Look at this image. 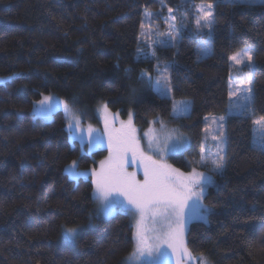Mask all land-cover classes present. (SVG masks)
<instances>
[{"label": "trees", "instance_id": "trees-1", "mask_svg": "<svg viewBox=\"0 0 264 264\" xmlns=\"http://www.w3.org/2000/svg\"><path fill=\"white\" fill-rule=\"evenodd\" d=\"M201 2L214 6L206 55L190 21ZM165 7L178 25L175 45L160 37ZM124 38H136L129 62L115 58ZM245 46L254 57L252 110L226 116L224 168L203 196L206 220H191L186 232L190 253L212 264H264V147L252 135L264 116V0H0V264H122L133 247L129 212L90 221V176L65 172L73 160L91 167L106 149L80 151L63 111L33 117L34 100L55 93L83 122L100 124L102 101L122 118L132 110L140 129L155 118L176 126L190 143L169 160L186 169L208 134L211 68ZM143 72L173 98H188L189 113L173 115V98L156 93ZM75 227V243H64V228Z\"/></svg>", "mask_w": 264, "mask_h": 264}, {"label": "snow or ice", "instance_id": "snow-or-ice-1", "mask_svg": "<svg viewBox=\"0 0 264 264\" xmlns=\"http://www.w3.org/2000/svg\"><path fill=\"white\" fill-rule=\"evenodd\" d=\"M243 3H254L255 0H240ZM201 14L196 20L198 31L208 29L209 40L203 41L201 48L206 55L210 50L212 25L214 24L213 4L208 3L206 6H196ZM169 13L173 10L168 9ZM151 15V14H149ZM175 21V16L171 17ZM143 27V25H142ZM175 38V37H173ZM236 65L247 63L248 67H252L254 63L253 50L246 49L243 52H237L229 57ZM253 77L248 75L247 87L244 90V100L246 104L238 107H248L253 101L252 95ZM241 85L245 81H240ZM237 91H240L238 88ZM230 97L236 93L230 92ZM60 105L68 117L69 123L67 127L75 134L79 133V138L84 140V130L80 128L79 117L75 116L71 105L67 101H59L51 95L43 96L41 100L34 104L33 114L47 119L53 111L58 109ZM190 104L181 101L179 104H173V111L176 113L187 112ZM106 109V106H105ZM223 121L224 117L212 118ZM264 122V117L255 121L256 124ZM107 128V121L105 122ZM222 128V124L220 125ZM94 130L89 126L87 129L88 143L91 147L102 144V138L93 136ZM218 140L216 152L214 153L210 163L214 171H219L224 166V156L222 144L223 133L219 137H213ZM168 140L171 143H165L163 147L151 138L149 140V148L155 144V150L158 153L181 151L183 141L180 137L174 140L169 135ZM109 157L101 161L100 171L91 170L93 183L95 185L94 196L101 201L98 212H102L105 217L114 214L117 205L121 207H131L140 214L137 221L136 232V249L129 257V261L138 260L145 252L151 254L152 250L158 253L151 264H171V258L166 250H161L163 245L167 249H171V254L176 257V264H182V258L191 259V253L184 242L185 220L190 218L194 207H196L200 199L205 194V186L211 183L212 178L204 172L197 171L194 167L191 172L185 174L179 169L173 168L171 165L157 161L152 156L146 155L139 146V142L135 136V129L131 127V116L127 126H122L120 133L113 137L109 136ZM131 153L133 162L137 159L144 169V180L135 179V173H128L124 165L127 157ZM199 163L206 166L208 161L205 160L202 150L201 160ZM66 174L70 179H77L86 173L79 170L78 161L72 163L65 168ZM124 197L123 201L119 197ZM191 202V203H190ZM151 217L154 221L159 220L161 227L159 229H148L145 227V219ZM151 233V235L149 234ZM77 235L76 228H66L65 238L69 241L73 240ZM202 264H208L206 258H201Z\"/></svg>", "mask_w": 264, "mask_h": 264}, {"label": "rangeland", "instance_id": "rangeland-1", "mask_svg": "<svg viewBox=\"0 0 264 264\" xmlns=\"http://www.w3.org/2000/svg\"><path fill=\"white\" fill-rule=\"evenodd\" d=\"M261 0H255V2H259ZM208 3L206 2H201L195 5L194 11L192 13L193 17L190 19L191 23L194 24L195 30H197L196 26V20L200 18L201 14L196 6H206ZM170 7H165L163 8V20L165 22V30L161 33L160 37L162 38V42L164 44H171L175 45L176 42L178 41L180 37L178 25L176 23V20L173 21L171 17L173 16V13H169L168 9ZM214 14V10H213ZM149 27L147 26L146 30L148 31ZM208 29H203L202 32L204 37L201 38V43L203 41L209 40V35H208ZM213 35H211L212 37ZM175 37V38H173ZM156 43V39L154 40ZM158 42V41H157ZM211 45V44H210ZM246 49H251L248 46L243 47L242 49L235 51L231 53L227 58H223L218 65H215L211 68L210 71V95H209V101H208V114L210 117L209 124H208V134L206 135V141L203 147L200 149L199 154L197 156H194L188 164V168L183 169L180 168L174 164H172L169 160V155L174 154V153H179L182 152L184 149H186L189 146L190 139L187 133L184 131L180 130L176 126L169 125L167 123H163L157 120V118L153 119L150 121L149 126H147L144 129L138 128L134 122H133V113L132 110H130L125 118H122L119 115V111L117 110H112L110 109L105 102L100 101L96 107H95V113L97 118L99 119L100 124H95L92 122H83L82 119L75 113L73 110V113L75 116L79 117L80 120V128L84 130V140L83 142L77 138L79 136V133H73L68 127V117L66 116L63 106L60 105L58 109H61L63 111V114L65 116L66 120V128L68 132V137L72 145H75L78 143L79 149L82 152H87L91 154L94 150H97L98 148H104L106 149L104 157H101L100 159L98 158L96 160V163L92 165L91 167L87 169H82L80 170L82 173H86V175H82L84 177L90 176L91 181H92V199H93V208L90 213V221L92 220L93 217H105L102 212H98V208L101 204V201L96 199L94 196V189L95 185L93 183V177L91 175V170L95 169L97 172L100 171L101 168V161L106 160V158L109 157V136H117L120 133V130L122 129V126H127L129 122V118L131 116V127L135 129V136L136 139L139 142L140 149L146 154L150 155L153 157V159L157 161H161L163 163H166L168 165H171L173 168L179 169L181 172L187 174L191 172L192 168H196L197 171L204 172L206 175L211 176L212 181L211 183L207 184L205 186V193L207 190V186L212 184L214 181V175L216 173H220L222 171H214L212 169V165L210 163L214 153L216 152L217 148V143L219 142L218 140H214L213 137H219L221 135V132L223 133V153L222 155L224 156V152L226 149V139H225V120L226 116L228 114H233V113H241L244 111L250 112L252 110V104L248 107H238L237 104L244 105L246 104V101L244 100V90L247 87V77L248 75L252 74V67H248L247 63L245 62L244 64L241 65H236L234 61H231L229 57L237 52H243ZM135 50H136V38H124V39H119L116 42L115 46V58L120 60V61H126L129 62L133 59L135 55ZM200 51L202 54V48L200 47ZM254 65V63H253ZM147 81L150 83L151 88L158 93L159 95L166 96V97H172V91L171 87L165 83H163L160 79L155 78V77H150L146 72H143L141 74ZM243 80L245 81V84L241 85L240 81ZM240 89V91H237V89ZM252 88V85H251ZM230 92L236 93L235 96L230 97ZM51 95L54 98L58 99L59 101H65L63 98L59 97L55 93L48 92V93H43L38 99L33 101L32 104V115L33 117H39L42 120H49L52 117V114L47 118H43L41 116H37L33 114V109H34V104L36 101H39L42 99L43 96H48ZM253 95V91H252ZM184 101L188 104H190V100L188 98H173L172 101V109L171 113L173 115H185L188 114L190 111V107L187 112L183 113H176L173 111V104ZM106 106V109H105ZM57 110V109H56ZM53 113V112H52ZM219 117H224L225 119L221 122L218 119L214 120L212 118H219ZM261 117L264 116H256L254 119L253 123V130H252V135H253V142L264 147V122H261L260 124H256L255 121L259 120ZM107 121V128L105 127V122ZM222 124V128H220V125ZM91 126V128L94 130L93 136L94 137H100L102 138V144L96 147H91L88 143V133L87 129ZM169 135H171L172 139L174 140L176 137H180L181 140L183 141V147L181 151H176V152H167V153H158L155 150V144L153 147L150 149L149 148V140L150 138L153 141L158 142L161 147L165 145V143H171V140H168ZM202 150H203V155L206 161H208L206 166H202L199 161L201 160V155H202ZM75 161V160H73ZM70 163L67 164L70 165ZM225 164V162H224ZM125 170L128 173H135V179L138 181H143L144 180V169L140 161L137 159L135 162H133L131 158V153H129L126 163L124 165ZM120 201L124 200V197L120 196L119 197ZM191 203V202H190ZM119 210H124L129 212L131 222L133 225V247L131 251L123 258L122 264H151L153 259L158 256V253L155 251V249L152 250L151 254L148 252H145L138 260L135 261H129V257L133 254V252L136 249V232H137V221L140 219V214L133 208L131 207H121L119 204L116 207V211ZM114 212V213H115ZM207 217V211L205 204L203 203V197L200 199L198 205L194 207L193 212L190 216V218L186 217L185 220V231H184V242L186 245V232L187 228L189 225V222L193 219H200V220H206ZM145 227L148 229H159L161 227V222L159 220L154 221L150 216L145 219ZM77 229V233L79 231V228L75 227ZM65 229L63 230V237L62 240L66 244H74L76 236L73 240L69 241L65 238ZM151 235V233H149ZM187 247V246H186ZM162 251L166 250L168 251L170 258H171V264H176V257L175 255L171 254V249H167L166 245L162 246ZM191 259L188 258H182V264H202L201 258H206L208 264H212V262L205 256V255H199L195 256L191 253Z\"/></svg>", "mask_w": 264, "mask_h": 264}]
</instances>
